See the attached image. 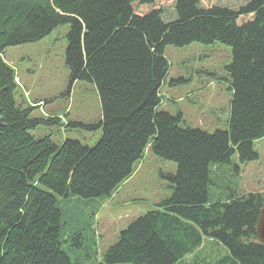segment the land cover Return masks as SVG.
Returning <instances> with one entry per match:
<instances>
[{
  "label": "trees",
  "instance_id": "16d2710c",
  "mask_svg": "<svg viewBox=\"0 0 264 264\" xmlns=\"http://www.w3.org/2000/svg\"><path fill=\"white\" fill-rule=\"evenodd\" d=\"M61 26H68L70 80L94 84L100 99L93 147L33 138L29 131L41 120L31 118L35 107L16 104L15 76L3 59L7 47ZM193 43L231 50L226 130L181 126L180 113L157 110L165 48ZM260 139L264 0H0V264H264L255 235L264 191L242 193L215 177H238L232 156L254 160ZM148 152L176 164L167 176L171 195L122 230L97 261L91 214ZM80 199L87 206L71 204Z\"/></svg>",
  "mask_w": 264,
  "mask_h": 264
},
{
  "label": "rangeland",
  "instance_id": "374dc122",
  "mask_svg": "<svg viewBox=\"0 0 264 264\" xmlns=\"http://www.w3.org/2000/svg\"><path fill=\"white\" fill-rule=\"evenodd\" d=\"M67 32L68 26H61L37 42L7 47L3 59L15 76L16 104L22 102L23 108L35 107L31 118L41 120L29 131L33 138L49 137L58 145L65 140L78 141L93 147L101 134L94 127L101 117L100 99L94 84L70 80L65 63ZM164 57L168 69L159 89L158 112L173 116L180 113L181 126L192 129L208 133L226 130L232 94L227 81V67L232 60L230 48L220 43L209 46L193 43L182 48L167 46ZM177 78L183 81L170 83ZM50 117L58 118V123H48ZM253 148L257 157L252 161L240 163L236 153L232 156V163L239 167L238 177H229L234 172L227 171L226 177L217 174L215 177L222 180L215 178V183L229 181L242 193L263 192L264 139L254 141ZM221 167L228 170L226 165ZM175 172L173 161L148 152L134 165L132 175L112 198L91 214L95 215L91 217V226L95 232L97 261L131 222L170 197L167 176ZM71 204L86 205L88 201L80 199ZM84 213L88 214L87 210ZM75 250H78L76 254H83L81 249H73V253Z\"/></svg>",
  "mask_w": 264,
  "mask_h": 264
},
{
  "label": "water",
  "instance_id": "95a60500",
  "mask_svg": "<svg viewBox=\"0 0 264 264\" xmlns=\"http://www.w3.org/2000/svg\"><path fill=\"white\" fill-rule=\"evenodd\" d=\"M256 237L264 245V205L261 207L256 222Z\"/></svg>",
  "mask_w": 264,
  "mask_h": 264
}]
</instances>
